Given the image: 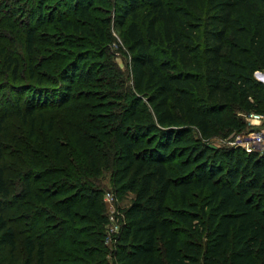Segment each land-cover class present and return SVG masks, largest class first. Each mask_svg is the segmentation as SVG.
Listing matches in <instances>:
<instances>
[{"label":"trees","instance_id":"obj_1","mask_svg":"<svg viewBox=\"0 0 264 264\" xmlns=\"http://www.w3.org/2000/svg\"><path fill=\"white\" fill-rule=\"evenodd\" d=\"M171 1L107 0L113 21L123 27L132 90L116 110L104 113L103 130L92 127L101 154L96 161L92 156L88 169H96L112 150V192L118 200L126 192L133 197L122 208L115 241L107 245L100 192L73 175L80 203L75 206L70 196L59 210L67 218L72 208L82 212L88 243L65 264H264V147L247 152L241 145L208 143L220 130L242 131V114L264 115V82L255 76L264 73V0ZM95 3L69 5L65 15L77 22L61 14L55 18L76 32L78 22L92 25L105 43L109 18L100 17ZM38 13V22L44 23ZM83 32L92 38L90 30ZM23 36L31 58L33 29ZM90 50L80 43L72 64L45 80L39 76L32 94L22 103L16 98V114L33 119L36 109L65 102L74 81L98 80L105 63L99 69L92 63L103 50L98 56ZM1 54L15 76L16 58ZM53 61L42 62L49 66ZM3 122L0 112V127ZM2 159L0 144V198L5 199L10 190ZM22 178L24 186L10 197L16 208L24 207L20 196L44 202L60 193L41 196L28 174ZM171 190L179 197L174 207L166 205ZM192 191L195 199L187 200ZM23 214L32 225L39 223L31 213ZM5 245L14 247L15 231L0 215V247ZM23 249L21 264H46L43 240L26 234Z\"/></svg>","mask_w":264,"mask_h":264},{"label":"rangeland","instance_id":"obj_2","mask_svg":"<svg viewBox=\"0 0 264 264\" xmlns=\"http://www.w3.org/2000/svg\"><path fill=\"white\" fill-rule=\"evenodd\" d=\"M75 1L0 0V112L4 115V122L0 127V144L5 178L10 190L8 198H0V215L15 231L14 247H0V264L23 262V238L26 234L45 242L46 264H65L69 261V255L77 251L80 245L88 243L85 238L87 226L82 221V212L78 208H72V218H67L59 210L63 206L62 201L70 196L75 206L80 203L73 175H80L83 183H90L99 190L98 204L104 214L109 215L112 211L102 195L105 191L114 189L112 150L106 154L103 163L97 161L96 169H88L92 156L96 161L101 154L96 149L100 145L96 139L98 133L92 127L97 125V131L103 130L106 127L103 124L104 113L116 110L118 103H122L125 95L130 94L131 57L122 40L123 27L113 21L112 9L107 0H95L96 12L100 17L109 18V24L105 27V43L97 38V30L92 25L78 22L80 31L76 32L58 22L57 16H67L65 11ZM39 11L44 17V23L38 22ZM69 18L77 22L73 16ZM28 28H32L35 34L31 58L25 49L23 36ZM83 29L92 32L91 39L86 38ZM80 43L89 44L90 51L95 56L103 50V57L92 63L98 69L105 63L104 69L98 72V80L91 83L76 80L69 97H64H67L65 102L36 109L33 119L19 117L15 112L16 98L22 103L23 99L33 93V85L39 83V76L45 80L46 75L56 74L59 67L72 64ZM1 53L12 54L16 58L19 68L15 76L5 65ZM49 57H55V61L45 66L42 61H50ZM255 76L264 82L260 74ZM245 121L242 131L227 133L226 130H220L208 143L215 147H243L257 141L258 144L253 143V146L260 151L264 147V119L253 123ZM107 137H110L109 133ZM259 139H262L263 145L259 144ZM25 173L28 174L33 189L41 196L50 195L54 191L60 193L48 197L44 202L32 196H20L24 207L16 208L10 197L24 186L22 176ZM195 195L196 191H192L187 200L195 199ZM132 197L133 193L126 192L115 203V207L122 211ZM178 203V195L171 190L166 205L174 207ZM24 211L34 215L39 223L32 225L22 215ZM105 257L110 259L108 255Z\"/></svg>","mask_w":264,"mask_h":264},{"label":"built area","instance_id":"obj_3","mask_svg":"<svg viewBox=\"0 0 264 264\" xmlns=\"http://www.w3.org/2000/svg\"><path fill=\"white\" fill-rule=\"evenodd\" d=\"M245 119L250 123L259 122L264 119V115L252 111L245 114ZM258 141L260 142L259 144L263 145L262 139L261 140L259 139ZM253 143H255L256 145L258 144L257 141L256 142L253 141L252 144L248 143L247 145H243V148L247 152H250L252 150H257L256 146H253ZM103 200L107 205H110V207L112 208L111 213L107 215V223H106V231H105V239H104L107 245H112L116 239L115 235L119 230V224L123 214L118 208L115 207V205L118 202V198L116 197L114 192L105 191L103 193Z\"/></svg>","mask_w":264,"mask_h":264},{"label":"water","instance_id":"obj_4","mask_svg":"<svg viewBox=\"0 0 264 264\" xmlns=\"http://www.w3.org/2000/svg\"><path fill=\"white\" fill-rule=\"evenodd\" d=\"M255 74H263V76H264V73L263 72H260V71H256V73ZM262 78V77H261ZM263 80H264V77L262 78ZM259 80H261V79H259ZM262 81V80H261Z\"/></svg>","mask_w":264,"mask_h":264},{"label":"bare ground","instance_id":"obj_5","mask_svg":"<svg viewBox=\"0 0 264 264\" xmlns=\"http://www.w3.org/2000/svg\"><path fill=\"white\" fill-rule=\"evenodd\" d=\"M260 76H261L262 78L264 77L263 74H260ZM261 77H260V78H261Z\"/></svg>","mask_w":264,"mask_h":264}]
</instances>
